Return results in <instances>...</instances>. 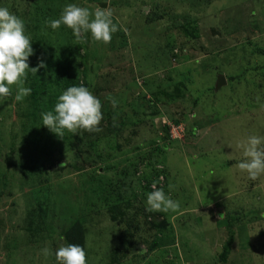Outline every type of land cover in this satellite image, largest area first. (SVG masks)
Here are the masks:
<instances>
[{
	"label": "rangeland",
	"instance_id": "1",
	"mask_svg": "<svg viewBox=\"0 0 264 264\" xmlns=\"http://www.w3.org/2000/svg\"><path fill=\"white\" fill-rule=\"evenodd\" d=\"M69 3L110 11L111 42L51 29ZM0 6L25 21L29 66L46 63L29 96L12 85L0 101V264H56L76 223L87 264H264V174L236 167L237 143L264 136V0ZM80 84L101 100V131L59 136L41 114ZM153 185L180 207L147 211Z\"/></svg>",
	"mask_w": 264,
	"mask_h": 264
},
{
	"label": "clouds",
	"instance_id": "2",
	"mask_svg": "<svg viewBox=\"0 0 264 264\" xmlns=\"http://www.w3.org/2000/svg\"><path fill=\"white\" fill-rule=\"evenodd\" d=\"M47 24L56 30L63 24L72 30L77 41L86 39L90 33L93 41L108 44L112 35L119 30L118 23L112 19V13L107 10H96L92 13L89 8L69 3L63 8L59 18L50 19ZM34 54L32 39L26 30L25 21L0 6V101L12 95V85H16L15 100L22 101L32 92L30 87L23 86L28 71L37 73L46 67L42 58H38L36 67L29 66V57ZM113 106L117 101L110 96ZM42 124L48 129L63 136L65 130L76 134L79 130L87 132L101 131L103 119L101 100L83 84L72 85L58 97L54 107L41 114ZM236 147L242 153L236 167L246 172L250 179H256L264 174V136L251 135L237 143ZM147 211H175L180 207L162 188L153 185V190L146 196ZM44 257L51 250L41 249ZM56 264H87L86 252L80 244H67L58 247L54 253Z\"/></svg>",
	"mask_w": 264,
	"mask_h": 264
},
{
	"label": "trees",
	"instance_id": "3",
	"mask_svg": "<svg viewBox=\"0 0 264 264\" xmlns=\"http://www.w3.org/2000/svg\"><path fill=\"white\" fill-rule=\"evenodd\" d=\"M34 97L36 93L32 94ZM36 109V107L34 106ZM37 112V109H36ZM66 241L68 244H80L85 248V233L83 226L80 223L74 224L65 234ZM225 257V254H222Z\"/></svg>",
	"mask_w": 264,
	"mask_h": 264
}]
</instances>
